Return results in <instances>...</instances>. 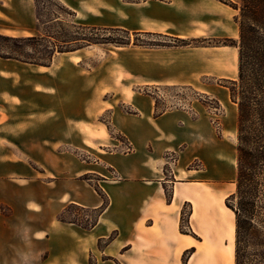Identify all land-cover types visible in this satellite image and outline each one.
<instances>
[{
  "label": "crops",
  "instance_id": "1",
  "mask_svg": "<svg viewBox=\"0 0 264 264\" xmlns=\"http://www.w3.org/2000/svg\"><path fill=\"white\" fill-rule=\"evenodd\" d=\"M57 1L86 25L130 32L227 39L238 25L231 10L238 11L220 0ZM42 31L36 0H0L1 34ZM116 49L60 53L50 66L0 57V126L6 132L0 135V206L11 211L6 215L0 207V264H182L185 254L186 264H217L211 240L197 233L195 204L223 190L180 176L182 165L198 158L210 180L225 174L227 164L218 161L216 145L195 155L199 116L172 109L155 117L154 98L140 89H195L209 77L236 79L238 48ZM93 58L96 63L86 66ZM233 64L237 77L231 76ZM121 104L132 111H122ZM108 112L126 142L102 119ZM120 143L131 151L114 149ZM75 150L91 156L81 158ZM8 176L26 184L8 192ZM68 206L104 209L85 228L80 218L81 224L59 220ZM199 253L205 262L194 261Z\"/></svg>",
  "mask_w": 264,
  "mask_h": 264
},
{
  "label": "rangeland",
  "instance_id": "2",
  "mask_svg": "<svg viewBox=\"0 0 264 264\" xmlns=\"http://www.w3.org/2000/svg\"><path fill=\"white\" fill-rule=\"evenodd\" d=\"M232 3H239L240 0H230ZM229 6V5H228ZM37 7V17L38 24L42 28V33L40 35H47L50 33L55 36L57 40L53 42H58L65 40H74L82 38H102V37H112L117 40L126 39V34L121 30H99L92 31L81 27L80 25H86L87 22L82 21L77 18L74 14H70V9L65 8L57 0H36ZM230 7V6H229ZM232 8V7H231ZM232 14L237 16L239 12L232 11ZM55 17H59L57 21H52ZM189 39V38H186ZM200 39V38H196ZM206 39V38H201ZM239 39V29L238 25L233 23L230 29V37L227 39H207L206 42L200 43L198 45L204 46H223L224 41H227L224 46H232L233 41ZM131 43L149 45L151 43H172V41L163 36H156L151 34H138L137 36L131 32L130 35ZM83 44L82 41L72 42L68 47H74L76 45ZM133 46V45H131ZM49 43L47 41H42L37 47H23L21 52L26 56H33L38 60L44 61L48 56ZM117 46L113 44L106 45H96L87 48V50H92L94 52H102L104 54H111V52H119L116 49ZM142 47V46H140ZM7 48H14L12 43H8ZM147 48V47H146ZM85 52V51H83ZM82 52V53H83ZM238 51L236 50V53ZM60 54V53H59ZM58 55V54H57ZM238 59V54H237ZM96 59L88 60L86 66H92L96 63ZM235 61V58H234ZM236 67V69H235ZM232 77H237V66L233 64ZM236 73H235V70ZM237 79V78H236ZM236 79L222 80L218 78H205L199 82L195 89H184V88H173V87H161L160 89H155V87L141 88L142 93H147L155 95L160 99L161 107L168 109H181L185 110V114L188 116H193L194 118L199 116V122L196 127V133L200 134V137L193 144L194 153L196 156H201L205 153V145L213 147L216 145L217 159L218 161H223L227 164V172L223 175H218L214 180H210V175L205 171V167L201 159H196L193 162L182 165L184 173L180 176L183 181H199L208 182L212 181L217 184L218 188L223 190V193L212 194L208 193L205 197L199 199L195 204V219L197 223V233L204 237L206 240H211V246L213 248L215 260L217 264H235L234 250H235V214L234 212L226 206L227 198L236 191V185L234 183L236 172H237V118L238 110L237 105H235L230 99V90L232 86L231 82ZM207 97L214 98L218 100L221 105V111L215 112L208 110L206 107L201 105V102H210ZM120 109L122 111H132L129 105L121 104ZM106 123L109 124L111 132L115 136H119L117 129L111 123V114L108 112L102 118ZM0 135L6 132L1 131ZM1 145V144H0ZM7 147L15 149V144H5ZM119 151L128 152L129 147L126 144H121L119 148H114ZM75 152L81 158L87 159L91 156L87 152L75 150ZM192 170V172H187ZM12 179H17L16 177L8 176L6 181L8 185L4 188L8 192H14L17 186H24L26 182L25 179H20L18 183H14ZM88 180L92 184H97L98 178L93 175H88ZM15 184V185H14ZM225 196V197H223ZM4 214L10 215L11 211L9 208L0 206ZM190 208L184 209L188 213ZM98 216L97 211L90 209H80L78 207H71L65 218L67 220L83 219V225L89 227L93 224ZM184 223H186V215L184 216ZM182 231H186L184 227L181 228ZM108 240L101 243V246H105ZM190 256L187 255L184 258L182 264H186L187 259ZM194 261L197 263H203L206 261L203 253H199L194 256ZM90 264H95V260L91 259Z\"/></svg>",
  "mask_w": 264,
  "mask_h": 264
},
{
  "label": "trees",
  "instance_id": "3",
  "mask_svg": "<svg viewBox=\"0 0 264 264\" xmlns=\"http://www.w3.org/2000/svg\"><path fill=\"white\" fill-rule=\"evenodd\" d=\"M237 10L236 22L239 25V39L232 42L238 48L239 68L238 77L232 81L230 99L237 105V172L234 183L236 191L226 200V206L235 214V264H264V0H240L232 3L230 0H220ZM65 7V6H64ZM66 8V7H65ZM68 9V8H67ZM71 11V10H70ZM74 14V12H69ZM55 17L52 21L58 19ZM39 19V17H38ZM92 31L121 30L126 39L117 40L112 37L82 38L53 42L57 38L50 33L27 37H13L0 33V57L13 59L24 63L50 66L54 57L59 53L74 52L96 45L113 44L117 47L142 46L147 48L160 47H201L197 42L204 43L207 39L179 38L156 33H140L163 36L172 43H151L149 45L131 43L129 30L121 28H102L89 25H80ZM42 41L49 43L48 56L44 61L33 56L24 55L23 47H37ZM82 41L83 44L68 47L72 42ZM227 41H224V45ZM12 43L14 48H5ZM173 88H194L189 86H165ZM161 86L155 87L160 89ZM147 94V93H146ZM151 95V94H149ZM155 101L154 116L159 117L170 111L161 107L160 99L151 95ZM210 102H201L208 110L219 112L221 105L218 100L210 98ZM176 109V108H175ZM125 141L121 135L117 136ZM129 147V152L131 147ZM75 206H68L59 216L63 222L81 224L78 219L67 220V211ZM103 207L99 212L103 211ZM85 228L87 226L84 225ZM187 256L185 254L184 258Z\"/></svg>",
  "mask_w": 264,
  "mask_h": 264
},
{
  "label": "bare ground",
  "instance_id": "4",
  "mask_svg": "<svg viewBox=\"0 0 264 264\" xmlns=\"http://www.w3.org/2000/svg\"><path fill=\"white\" fill-rule=\"evenodd\" d=\"M226 53V52H225ZM235 58V61H237L238 59H237V53H236V56L234 57Z\"/></svg>",
  "mask_w": 264,
  "mask_h": 264
}]
</instances>
